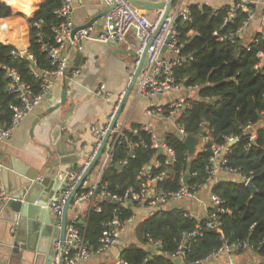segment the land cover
I'll return each mask as SVG.
<instances>
[{"label": "trees", "instance_id": "trees-1", "mask_svg": "<svg viewBox=\"0 0 264 264\" xmlns=\"http://www.w3.org/2000/svg\"><path fill=\"white\" fill-rule=\"evenodd\" d=\"M60 5V0H43L30 16L5 0L0 2V23L18 24L21 39L34 58L33 61L15 58L11 53L15 47L0 42V123L5 127L12 123L14 107L22 103L18 94L10 90L4 67L20 74L21 80L30 86L32 97L43 91V79L36 77L33 69L46 73L57 68L50 58V49L57 45L54 29L62 20L55 11ZM189 8L190 17H180L176 23L180 57L185 61L174 68V75L185 88L195 87L197 97L187 98L190 105L182 110L177 122L189 135L198 136L205 131L203 136L211 140L190 157L177 132L169 133L164 142L175 151L174 160L170 161L165 152L154 147L152 135L142 125L126 127L124 136L114 143L112 161L103 169L100 185H107L112 196L125 197L130 188L139 192L149 175L160 176L156 188L165 193L176 192L183 184L197 193L209 184L212 194L223 200L224 211L213 205L206 217L197 218L180 207L158 209L136 225L141 246H126L118 264H176L174 255L186 243V250L180 253L184 264L212 260L214 253L236 242H246L247 249L264 257V127L255 130L264 117V67H257L264 54V32L256 33L247 42L239 36L250 12H255L254 5L238 11L235 18L227 21L231 6L193 4ZM261 15L264 17V8ZM229 137L239 140L229 145L223 168L236 170L240 178L207 183L213 146L228 144ZM130 143L135 144L133 152ZM102 157L91 171L101 165ZM150 166L149 174L142 175V170ZM243 177L253 181L256 194L250 192ZM84 190L89 187L82 186L78 193ZM141 203H113L97 196L86 226L80 223V218L75 224L85 230L86 240L96 251L108 224L116 220L123 225L134 217V210ZM98 207L101 211H97ZM214 213L220 222L219 229L207 228ZM198 225L202 234L184 237L197 230ZM156 242L160 243L157 250L151 247Z\"/></svg>", "mask_w": 264, "mask_h": 264}, {"label": "crops", "instance_id": "crops-1", "mask_svg": "<svg viewBox=\"0 0 264 264\" xmlns=\"http://www.w3.org/2000/svg\"><path fill=\"white\" fill-rule=\"evenodd\" d=\"M5 1L13 5L16 10L31 16L43 0ZM72 1L74 7L73 23L75 26L86 24L94 13L106 6L103 0ZM235 1L175 0L171 11L178 6L193 4L208 5L213 8L232 7ZM252 1L255 7L254 17L250 19L248 24L239 33L240 38L244 42L251 40L256 33L262 31L260 16L261 10L264 8V0ZM153 14L151 11L148 13L150 17ZM106 22V16L102 17L93 27V31L82 39L80 47L71 51L70 56L72 61L70 66L73 65L76 52L80 51L81 53L82 58L78 74L74 75L76 71H73L71 77L65 74L60 78L53 79L46 95L23 118L11 137L0 141V163L2 165L0 172L3 183L2 169H8L11 172L13 165L30 173L39 168L41 169L40 175H42L44 170L42 169V165L59 157L57 154H53L52 156L51 151L56 153V147L53 145V142L54 144L56 143L55 139L60 134L66 138L61 143V151L63 152L61 156L68 163L62 167L68 168V171L71 173H78L87 164L88 158L96 146V137L91 127H104L107 125V119L112 106L120 95L123 96V100L119 106L118 120L125 123L127 128L133 125H149L154 129L157 139L160 141H164L166 135L169 133L176 132L171 119L148 115V111L155 106L166 104L172 98H196L197 90L165 93L162 94L161 99L158 96L155 98H142L137 95L138 78L129 91V87L137 71L133 66L134 52L128 49L126 44L114 45L113 43H105L99 40L98 34L106 25ZM21 37L22 31L17 23H0V42L11 44L18 49H27ZM258 65H261V68L264 67V54L261 55ZM102 84L105 85V89L101 95L99 92L102 90ZM65 89L68 94L67 103L61 109L53 110ZM107 94L110 97L108 101L105 99ZM73 104H75L74 110L66 118ZM120 108L122 109L120 110ZM261 127H264V117L255 125V130ZM200 146L202 147V145ZM102 172L103 160L95 171L90 170L88 173L86 178L87 187L94 185L101 177ZM218 176L219 179L234 180L240 178L238 174L229 173L223 169L219 171ZM4 186L6 187L5 183ZM211 187L212 185L206 184L196 193L194 198H184L169 203L162 208H166L167 206L180 207L189 211L193 217H206L209 209L213 206ZM91 207L92 205L89 200L72 203L69 208L68 223L70 222L69 219H75L76 221L80 218V223L86 226ZM162 208L152 204L147 205L144 202L138 205L134 210L135 215L132 219L121 226L118 224L120 238L114 246L119 251L114 253L111 249H107L94 252L88 260L80 264H118L121 260L122 251L126 246L132 244L141 246L135 233L136 225ZM55 218L56 215L53 214L52 219ZM151 247L155 249L154 245H151ZM34 248L26 250L23 256L13 257L9 260L8 264H47V256L50 249L47 242L34 243ZM5 251L0 243V252L4 253V256L7 255ZM174 258L175 261L181 259L180 255ZM263 261V256L249 249L230 256L221 254L212 260L210 259L198 264H255ZM0 264H3L1 256ZM180 264H184L182 259Z\"/></svg>", "mask_w": 264, "mask_h": 264}, {"label": "built area", "instance_id": "built-area-1", "mask_svg": "<svg viewBox=\"0 0 264 264\" xmlns=\"http://www.w3.org/2000/svg\"><path fill=\"white\" fill-rule=\"evenodd\" d=\"M2 0H0L1 2ZM61 5L55 11L57 16L62 22L54 29L55 41L57 45L50 49V58L52 62L57 65V68L51 72H41L33 69V73L36 77L42 78L44 83L43 91L33 96L31 95L30 86L21 80L20 74L12 68L4 67L7 71V76L10 79V90L18 94L22 105L14 107L13 120L10 126L5 127L0 123V141L9 139L15 129L20 125L23 118L32 111L40 102V100L46 95L53 79L64 76L71 63V51L78 49L82 39L88 36L92 31L93 27L80 30L73 35L75 28L73 21V1L72 0H60ZM107 7L113 6L112 9L106 15V25L101 29L98 34L100 41L105 43H113L114 45L126 44L127 48L133 50L134 60L133 66L137 69L142 66V70L139 76L137 85V95L142 98H155L160 93H177L185 90H197L195 87L185 88L182 84L176 81L174 75V68L185 61L180 57L179 47V35L176 28L178 18L182 17L188 19L191 15V11L188 6H178L173 9L169 15L164 19L158 32L157 29L161 23L164 15V9H157L152 11L154 14L152 17L148 15L149 11L142 10L134 6L129 0H103ZM155 2L168 3L170 0H152ZM249 5H254L252 0H236L232 5L229 15L226 18L231 20L236 17L238 11L247 10ZM254 17V12H250L249 19L245 22L248 24L250 19ZM262 32H264V17L261 15ZM3 43V42H2ZM164 47L166 49L164 50ZM12 55L15 58H27L33 61V55L28 52L27 49L15 48L12 50ZM261 69V65L257 66ZM74 75L78 74L79 70H75ZM102 91L105 89V85H101ZM105 99L110 100L109 95L105 96ZM123 100V96L120 95L117 101L113 104L112 110L107 119V125L104 127L92 126L91 130L96 137V146L93 152L90 154L87 164L84 165L78 173H71L70 178L67 182L66 188H64L57 199V201H51L46 207L51 206L52 210L58 216H62L65 203L75 188L82 175L91 164L92 160L97 155L99 149L103 144V140L106 135L107 140L104 146L103 154V169L112 161L114 143L119 142L120 138L124 136V129L126 128L125 123L118 120L119 106ZM190 105V101L187 97L172 98L166 104L155 106L148 111V115L157 116L160 118L171 119L174 123L175 130L180 133L184 139L189 134L186 132L184 126L177 122L179 115L182 110ZM113 124V125H112ZM112 125V128H111ZM143 129L152 135L153 145L155 148L162 147L163 152L168 156L170 161L174 160L175 151L166 142L157 139L154 129L149 125H143ZM111 128V129H110ZM237 137H229L228 144L214 145L213 154L209 160L208 173L209 177L207 183H215L219 180V171L221 169L237 174L236 170L231 168H223L227 163L226 154L229 151L230 142ZM252 138H255L253 136ZM211 140L210 137H202V145L205 142ZM131 151L133 152L135 144L130 143ZM124 162L123 164H125ZM0 163V171H1ZM151 168H144L141 172L142 175L149 174ZM146 184H144L139 192H135L134 189L130 188L127 191L125 197L112 196L107 191V185H100V178L97 182L89 186V190L77 193L74 202H82L89 200L93 205L95 198L101 196L104 199L114 200L115 202H127L132 201H150L149 203L157 206L164 207L169 203L179 201L184 198H194L196 193L189 190L184 184L182 188L176 192L165 193L162 190H157L155 183L160 179V176L152 178L150 175ZM245 183L250 180L249 178L243 177ZM83 186H87V182L83 183ZM154 189V191H153ZM9 199L7 189L2 181V175L0 172V206ZM213 205L218 206L219 211H224L221 207L223 200L217 196H211ZM164 209V208H162ZM101 211V208H97ZM220 222L216 213L210 215V221L207 224L209 229H219ZM202 234V227L198 225L197 230L192 233L184 235L185 238H191L196 235ZM120 238V228L116 220L111 221L108 224L107 229L104 231L101 238V247L98 250H94L92 246L86 240V234L80 230L75 224V219L71 220L67 224L66 229V248L64 263L66 264H80L88 260L94 252H100L110 249L116 245ZM159 242H156L154 246L158 248ZM184 247V246H183ZM183 247L180 249L174 257L180 255L183 252ZM247 251L246 242H236L225 245L219 251L213 254L212 258H215L221 254L228 256L239 253L240 251ZM60 258V242L55 243V255L52 258V264H61ZM255 264H264L263 262Z\"/></svg>", "mask_w": 264, "mask_h": 264}, {"label": "water", "instance_id": "water-1", "mask_svg": "<svg viewBox=\"0 0 264 264\" xmlns=\"http://www.w3.org/2000/svg\"><path fill=\"white\" fill-rule=\"evenodd\" d=\"M129 1L134 6L145 11L152 12L157 9H164L165 12L163 18L156 31L158 32L161 24L164 22V19H166V17L169 15L175 0H170L168 3L155 2L152 0ZM112 7L113 6H105L94 13L86 24L75 26L73 35L80 30L86 29L88 27H94L102 17L107 15ZM165 49L166 47H164V50ZM81 58L80 51H77L73 65L67 69L66 75L68 77H71L73 71L79 69ZM141 70L142 66H139L129 87V91L138 80ZM158 97L161 99L162 94L160 93ZM67 100L68 94L65 89L59 99V102L56 103L53 110L61 109L63 105L67 103ZM74 106L75 104L71 106L66 118L71 115L74 110ZM121 109L122 108H120V110ZM204 133L205 131H202L198 136L188 135L184 139L180 133H177V136L182 140L184 146L187 148L190 157H192L197 152L198 146L202 145V137ZM107 136L108 134L103 140V144L97 155L69 195L65 203L62 216L56 215L51 206H46L51 201H57L62 190L66 188L67 182L70 178V172L68 171V168L62 167L63 165L68 164L61 156L63 154L61 151V143L66 139L65 136L60 134L55 139L56 143L54 144L53 142V145L56 147V153L51 151V155L53 156V154H57L59 157L42 165V169H44L42 175H40L41 169L39 168L37 170H33L31 173L24 171L22 168L15 165H13L11 172L8 169H2L3 180L9 195V199L0 206V243L2 248L6 250L5 252L7 254L4 256V253L0 252V256L3 259V264H8L9 260H11L13 257L23 256L26 250L35 249L34 243L37 244L38 242L41 243L42 241L47 242L50 248L49 254L47 256V264H51L52 258L55 255V242H60L61 264H64L63 261L66 248V229L70 205L73 203L76 194L86 181L87 175L91 168L101 157ZM238 140L239 138L233 139L230 142V145L237 142ZM159 151L163 152L162 147L159 148ZM116 168L119 169L120 166H116ZM149 168H151V166ZM185 180H188V176L185 177ZM155 185H157V183H155ZM246 186L253 195L257 193V189L251 179L246 182ZM112 202L115 203L114 200H112ZM129 206H131V204H129ZM53 214L56 215L55 219H52ZM53 231L55 232L53 233ZM186 246L187 243L184 245L183 251L186 250ZM110 249L114 253L119 251L116 246H112ZM155 249H157L156 246ZM180 262L181 259L176 260L177 264H180Z\"/></svg>", "mask_w": 264, "mask_h": 264}, {"label": "rangeland", "instance_id": "rangeland-1", "mask_svg": "<svg viewBox=\"0 0 264 264\" xmlns=\"http://www.w3.org/2000/svg\"><path fill=\"white\" fill-rule=\"evenodd\" d=\"M198 147H200V145Z\"/></svg>", "mask_w": 264, "mask_h": 264}, {"label": "flooded vegetation", "instance_id": "flooded-vegetation-1", "mask_svg": "<svg viewBox=\"0 0 264 264\" xmlns=\"http://www.w3.org/2000/svg\"><path fill=\"white\" fill-rule=\"evenodd\" d=\"M103 154V153H102Z\"/></svg>", "mask_w": 264, "mask_h": 264}]
</instances>
